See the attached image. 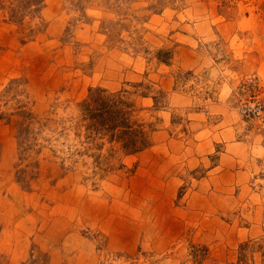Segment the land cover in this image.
Here are the masks:
<instances>
[{"label": "rangeland", "instance_id": "1", "mask_svg": "<svg viewBox=\"0 0 264 264\" xmlns=\"http://www.w3.org/2000/svg\"><path fill=\"white\" fill-rule=\"evenodd\" d=\"M264 0H0V264H264Z\"/></svg>", "mask_w": 264, "mask_h": 264}, {"label": "built area", "instance_id": "2", "mask_svg": "<svg viewBox=\"0 0 264 264\" xmlns=\"http://www.w3.org/2000/svg\"><path fill=\"white\" fill-rule=\"evenodd\" d=\"M242 111L249 117L257 119L259 122H264V106L262 102L256 101L250 106H244Z\"/></svg>", "mask_w": 264, "mask_h": 264}]
</instances>
